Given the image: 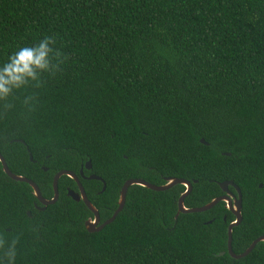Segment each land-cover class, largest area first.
I'll return each mask as SVG.
<instances>
[{"label":"trees","instance_id":"1","mask_svg":"<svg viewBox=\"0 0 264 264\" xmlns=\"http://www.w3.org/2000/svg\"><path fill=\"white\" fill-rule=\"evenodd\" d=\"M46 36L50 56L68 57L61 70L16 91L6 113L0 101V155L13 174L47 200L57 172L75 174L100 223L129 179L190 182L185 208L232 181L242 195L233 252L264 236V0H0V66ZM70 190L61 176L41 210L0 162V264L14 239V264H264V241L243 258L227 253L235 216L225 202L177 214L184 185L130 186L97 232Z\"/></svg>","mask_w":264,"mask_h":264},{"label":"water","instance_id":"2","mask_svg":"<svg viewBox=\"0 0 264 264\" xmlns=\"http://www.w3.org/2000/svg\"><path fill=\"white\" fill-rule=\"evenodd\" d=\"M201 142L205 143L203 140H201ZM30 160H32L31 156H30ZM0 162L2 164L3 172L8 177H10L12 180H15V181L25 182L31 186L34 196L37 198V200L42 205V207L40 208L41 210H43L47 205L53 204L57 201V199H58V180L61 176L66 175V176L70 177L71 179H73L77 185L78 191L75 192V191L70 190V191H68V196L71 197L75 201H83L85 206L93 213V216H94L93 219H89L85 222V228L87 229L88 232L100 231L105 225L111 223L116 218L118 213L123 208L125 198H126V193H127V190L130 186L139 185V186H142V187L154 190V191H164V190H167L174 185L181 184V185H184L186 187V190L183 194L180 195V197L178 199L177 214H179V213H191V212H204V211L211 209L215 204H217L220 201L225 202L226 208L234 214L235 221L233 223L229 224V226L227 228V253L232 258L239 259V258L245 257L246 255H248L253 250V248L256 246V244L258 242L264 241V236L258 237L242 253L235 254L233 252L232 246H231L232 229L234 226L238 225L241 221L242 195H241V191H240L239 187L235 183H233L232 181H224V182L219 184L221 190L223 192H225V195L217 197V198L213 199L211 202H209L208 204H205L201 207L185 208L183 201H184V198L188 195V193L191 190V183L190 182H188L186 180H182V179L171 178V179L167 180V183L165 185L156 186V185L150 184V183H148L144 180H141V179H129V180L125 181L123 186L121 187L117 209L114 211V213L112 214V216L110 218H108L106 221L100 223L99 213H98L97 209L88 200L86 193H85V190H84L82 184L80 183L79 178L75 174L68 172V171H64V170L57 172L54 175L53 182H52L53 197L51 199L47 200L41 196L39 188L37 187V185L33 181H31V180H29L23 176L13 174L8 169V167L5 163V160L3 159V157L1 155H0ZM85 168H86V170L91 169V162L90 161L86 162ZM80 176L82 178H85L83 175V170H80ZM87 179H94V180L102 181V179L96 175H90L89 177H87ZM229 186H231L235 190L236 195H234L229 190V188H228ZM103 189H104V182H103ZM27 214L29 215V213H27ZM223 254H224V252H220L218 255L221 256Z\"/></svg>","mask_w":264,"mask_h":264},{"label":"clouds","instance_id":"3","mask_svg":"<svg viewBox=\"0 0 264 264\" xmlns=\"http://www.w3.org/2000/svg\"><path fill=\"white\" fill-rule=\"evenodd\" d=\"M55 43V37L46 36L34 46L20 47L8 57V61L3 66H0V101L4 102L5 113L13 107V104L9 102V97H14L16 91L28 87L30 82H35L33 86L40 87L43 73L54 74L55 71L61 70L59 64L64 63L68 57L62 56L59 51H55L54 55L50 56L54 50L49 45ZM53 60L58 63H54ZM31 99L34 97H27L24 104L27 105ZM17 242L18 239H14L12 246L5 252L9 264H14ZM3 247L4 240L0 238V249Z\"/></svg>","mask_w":264,"mask_h":264},{"label":"flooded vegetation","instance_id":"4","mask_svg":"<svg viewBox=\"0 0 264 264\" xmlns=\"http://www.w3.org/2000/svg\"><path fill=\"white\" fill-rule=\"evenodd\" d=\"M231 191V190H230ZM232 192V191H231Z\"/></svg>","mask_w":264,"mask_h":264}]
</instances>
